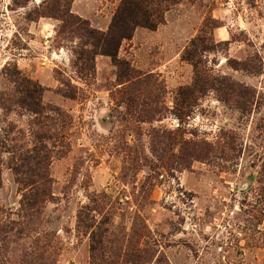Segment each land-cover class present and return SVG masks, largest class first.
Returning <instances> with one entry per match:
<instances>
[{"label":"rangeland","instance_id":"obj_1","mask_svg":"<svg viewBox=\"0 0 264 264\" xmlns=\"http://www.w3.org/2000/svg\"><path fill=\"white\" fill-rule=\"evenodd\" d=\"M53 1L0 0V264H264V0H171L123 40L122 79L111 57L79 56L90 46ZM67 1L99 30L121 2ZM198 37L200 75L183 59ZM8 64L58 108L32 218L7 151L33 146L31 116L6 109ZM8 220L22 229L4 240Z\"/></svg>","mask_w":264,"mask_h":264},{"label":"trees","instance_id":"obj_2","mask_svg":"<svg viewBox=\"0 0 264 264\" xmlns=\"http://www.w3.org/2000/svg\"><path fill=\"white\" fill-rule=\"evenodd\" d=\"M15 3L24 5L27 0H14ZM69 1L54 0L50 6L46 7L47 13L58 15L65 21H71L81 30V35L85 38V44L90 48H82L78 54L87 62H91V69H94L93 60L96 55H105L111 57L114 64L126 72L119 70V77L127 74L133 75L135 70L124 60L118 57V52L123 40L131 39L137 27L147 29H156L164 20V14L169 10L171 0H121L107 30H99L89 25L87 20L73 16L70 12ZM207 46L202 42L201 38H196L191 45L186 47L183 53V59L190 61L197 75L202 72L199 68L201 59L200 52L206 50ZM8 64L4 69L8 70V74L15 76L16 90L14 94L8 95L6 98V109L12 110L14 104L23 113L31 116L30 126L33 142L32 147L24 145H14L13 140L8 152L15 153V162L12 165L13 170L17 174V181L24 187L25 192L22 195L21 205L25 208L29 218L37 216L41 210V206L46 202L47 192L44 185L47 181L46 161L49 158L47 145L43 142L46 132L41 130L44 119L50 117L49 112L58 113V108L51 105H45L42 102L41 95L43 88L24 76L20 75L16 66L9 68ZM9 68V69H8ZM121 78V77H120ZM119 78V80H121ZM129 79V78H128ZM127 79V80H128ZM206 84L215 87V80L204 79ZM213 87V88H214ZM188 89H182L180 94L183 95L184 101L192 98V94L188 95ZM67 97H74L71 92L64 94ZM191 101L185 102L186 105ZM11 103V104H10ZM49 111V112H48ZM34 127V128H33ZM38 127V128H37ZM17 221L8 220L2 226L3 239H7L10 235L18 236L21 233V227L17 225Z\"/></svg>","mask_w":264,"mask_h":264}]
</instances>
